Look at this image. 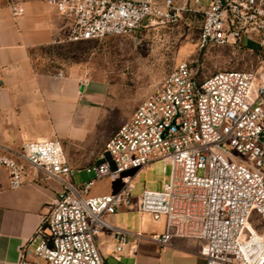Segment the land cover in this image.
Wrapping results in <instances>:
<instances>
[{"label":"built area","instance_id":"built-area-1","mask_svg":"<svg viewBox=\"0 0 264 264\" xmlns=\"http://www.w3.org/2000/svg\"><path fill=\"white\" fill-rule=\"evenodd\" d=\"M43 1L66 22L67 42L200 16V48L246 46L264 65V0ZM9 7L14 17L24 13L19 1ZM157 160L173 167L162 190L146 188L136 197L135 177H125L120 190L89 195L97 180L116 181ZM0 168L12 189L30 172L33 183L51 179L61 186L21 247L18 264H108L100 248L105 230L115 235L114 258L121 263L129 232L106 215L135 206L156 220L165 217V231L150 237L162 248L184 238L199 243L206 264H264V70H220L200 78L188 63L179 64L108 137L95 163L83 168L95 177L81 186L57 138L26 140L19 149L0 142ZM255 213L262 227L253 224Z\"/></svg>","mask_w":264,"mask_h":264},{"label":"rangeland","instance_id":"rangeland-1","mask_svg":"<svg viewBox=\"0 0 264 264\" xmlns=\"http://www.w3.org/2000/svg\"><path fill=\"white\" fill-rule=\"evenodd\" d=\"M200 23V16L188 15L177 23L148 26L131 35L108 36L101 40L67 42L62 35L55 43L34 49L32 67L44 85L41 93L44 112L39 128L51 129L50 138L63 142L73 165L103 153L108 137L181 63H188L200 78L220 70H256L258 73L264 70L260 53L246 46L200 48ZM242 42L248 44L246 38ZM84 95L92 97L86 100ZM0 142L7 146V121L0 120ZM172 172V165L164 160L149 164L136 175L134 195L146 188L162 190ZM94 177V172L88 173L74 165L73 178L77 186ZM112 186L113 183L97 180L89 195ZM149 216L147 222L152 232L163 233L165 217L156 220ZM252 221L257 227L263 225L257 213L253 214ZM187 240L173 238L169 245L182 248L187 246ZM141 251L140 264L154 262L161 252L160 247L152 243H143ZM176 252L178 259L189 257L179 249ZM107 263L120 264L110 256ZM122 264H134V259L124 257Z\"/></svg>","mask_w":264,"mask_h":264},{"label":"crops","instance_id":"crops-1","mask_svg":"<svg viewBox=\"0 0 264 264\" xmlns=\"http://www.w3.org/2000/svg\"><path fill=\"white\" fill-rule=\"evenodd\" d=\"M12 1L23 4L24 13L21 16L12 15L9 7ZM66 26L55 8L43 0H0V120L7 121V147L19 149L26 140L43 141L51 137V129L39 128L44 112L41 97L44 85L43 80L35 76L31 53L36 48L55 43L60 36L65 35ZM83 97L89 100L92 96ZM99 155L70 165L84 168L94 163ZM136 174V170H129L116 181L101 179L100 183H113V186L92 196L114 193L122 188L125 177L136 178ZM33 176L30 172L22 187L12 189L7 171L0 168V264H18L21 247L33 237L46 211V204L61 189L60 184L51 179L33 183ZM135 196L140 197V194ZM149 218V214H141L137 206L132 209L123 207L115 214L106 215L110 223L129 232L122 251V261L124 257H129L134 259V264H140L143 243L159 246L150 237L161 233L152 232L147 222ZM186 242L187 246L176 249L174 245L164 248L159 246V257L154 262L144 261L143 264H206L205 259L198 254L200 246L196 241L188 239ZM116 245L114 233L103 231L100 248L106 260L109 256L114 258ZM177 249L189 257L176 258Z\"/></svg>","mask_w":264,"mask_h":264},{"label":"water","instance_id":"water-1","mask_svg":"<svg viewBox=\"0 0 264 264\" xmlns=\"http://www.w3.org/2000/svg\"><path fill=\"white\" fill-rule=\"evenodd\" d=\"M0 83H1V81H0ZM84 89V84H82V86H81V90H83Z\"/></svg>","mask_w":264,"mask_h":264}]
</instances>
